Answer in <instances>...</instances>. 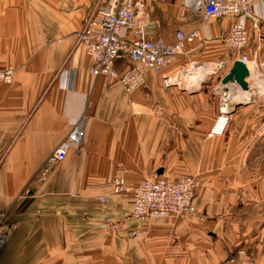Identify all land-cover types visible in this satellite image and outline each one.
<instances>
[{
  "label": "crops",
  "instance_id": "0c3cea01",
  "mask_svg": "<svg viewBox=\"0 0 264 264\" xmlns=\"http://www.w3.org/2000/svg\"><path fill=\"white\" fill-rule=\"evenodd\" d=\"M93 1L0 0V70L15 69L13 84L0 83V214L8 236L0 264H264V97L236 107L227 134L207 139L215 94L164 88L154 72L134 92L94 77L79 42ZM143 2L154 39L198 32L170 72L230 53L217 87L242 55L264 59V0L251 18L238 19L249 44L231 52L225 38L236 19L205 20L183 0ZM78 125L81 145L34 184ZM152 174L194 177L198 214L126 220L119 232L105 231L103 218L128 216L132 201L113 195L102 206L97 196L117 177L134 187Z\"/></svg>",
  "mask_w": 264,
  "mask_h": 264
},
{
  "label": "built area",
  "instance_id": "2783aa9c",
  "mask_svg": "<svg viewBox=\"0 0 264 264\" xmlns=\"http://www.w3.org/2000/svg\"><path fill=\"white\" fill-rule=\"evenodd\" d=\"M257 2L258 0H183V6L205 20L236 19L225 40L228 48L235 51L246 49L249 42L247 28L238 19L251 18ZM149 20L143 0H94L79 35L80 44L85 47L94 62L92 75L97 78L116 79L128 92H134L144 85L145 75L151 71L163 75L164 88H186L187 85L181 75L188 70L191 72L190 69L181 67L176 73L167 75L164 73L179 56L184 54L186 44L198 39V32L178 31L174 41L167 43L156 40L149 34ZM238 60L249 70L246 79L248 93L245 99L235 102L226 99L224 95V87L230 84L223 86L221 84L216 88L219 97L218 114L207 133V139L224 137L227 134L231 115L239 103L252 104L256 99L264 97V91L259 90L264 87V59L261 63L258 62L259 54L255 52L252 59L242 55ZM123 62L126 65L120 70L119 64ZM14 80L15 69L0 70V83L11 85ZM191 87H194L189 89L191 91L196 89L195 85ZM83 140L84 131L81 125L73 127L67 138L48 158L40 179L46 180L48 172L63 163L70 151L78 148ZM197 187V182L191 177L173 180L152 175L134 187H130L124 178L117 177L113 181L111 192L131 197L132 211L127 219L147 222L155 218L195 214L194 200ZM99 201L106 205L110 198L101 195ZM121 221H108L103 227L117 231ZM1 225L2 215H0V251L7 242V234L1 230ZM133 235L139 238L137 233Z\"/></svg>",
  "mask_w": 264,
  "mask_h": 264
},
{
  "label": "rangeland",
  "instance_id": "374dc122",
  "mask_svg": "<svg viewBox=\"0 0 264 264\" xmlns=\"http://www.w3.org/2000/svg\"><path fill=\"white\" fill-rule=\"evenodd\" d=\"M86 17V16H85ZM85 20V19H84ZM83 25H84V22H83ZM82 29H83V27H82ZM248 31V30H247ZM248 34H249V32H248ZM227 37V36H226ZM225 40H226V38H225ZM226 42V41H225ZM248 44H249V42H248ZM82 45V44H81ZM227 45V44H226ZM248 46V45H247ZM247 48V47H246ZM231 51H234V50H230L229 49V52H231ZM231 59V56H230V53H228L227 55L226 54H224L222 57H220V58H218V61H220V62H216V63H214V64H207V63H203V62H199V61H195L196 63H194L195 65H192V63H186V62H183V63H180V67H178L176 70H174V71H169V69H168V71H166L164 74L165 75H167L168 73L169 74H172V73H176V72H178L179 71V69L181 68V67H184V68H188V69H190L191 70V72H190V77L194 74V70L196 69V68H200V67H205V66H208V67H206V70L204 71V74L202 73V74H200V72L199 73H197L196 74V78L198 79L199 77H201L202 78V80H203V82L202 83H199L200 85L199 86H195V88L197 89V88H201V90H196V91H202V90H204L205 92H208V93H213V94H215L217 97H218V93H217V87H219V85L217 86V87H215L216 86V81L218 80V79H220L221 78V75H222V73H226V71L228 70L227 68H228V62H229V60ZM237 61V60H236ZM235 62V61H234ZM220 65L222 66V67H220ZM233 65H234V63H233ZM207 68H208V70H207ZM151 72V71H150ZM189 72H188V74H189ZM184 73H182V75H183ZM181 75V76H182ZM201 75H203V76H201ZM161 76H163V75H161ZM100 78V77H99ZM196 79V80H197ZM184 80H186V79H184ZM118 81V80H117ZM119 82V81H118ZM185 82V81H184ZM120 83V82H119ZM191 83V82H190ZM185 84H186V82H185ZM222 84V83H221ZM187 85V84H186ZM144 86V85H143ZM142 86V87H143ZM189 85H187V87L186 88H183V89H180L181 91H183V90H185V91H187V92H194V91H189V89H192V88H194V87H188ZM194 86V85H193ZM222 86H223V84H222ZM215 87V88H214ZM225 87H228V88H230V90H229V92H227V94L225 93V90H224V93H225V98L226 97H228V98H231V99H233L234 97V95H235V93H239V92H246L245 90H243L239 85H237V84H230V85H228V86H225ZM173 88V87H172ZM241 88V89H240ZM125 89V88H124ZM126 90V89H125ZM127 91V90H126ZM128 92V91H127ZM244 93H242V94H244ZM219 98V97H218ZM227 98V99H228ZM236 98H238V99H241V98H243V95H237L236 96ZM55 152V151H54ZM53 152V153H54ZM52 153V154H53ZM51 154V155H52ZM50 155V156H51ZM49 156V157H50ZM48 160V159H47ZM46 164H47V161H46V163L43 165V167L40 169V171H39V173H38V175H37V177H36V181L34 180V184H36V183H39V182H41V183H44V182H46L47 180H48V176H49V174H50V172L54 169V168H52L49 172H48V174H47V179L46 180H44V181H42L41 179H40V174H41V172L44 170V168H45V166H46ZM152 175H159V176H163V175H161V174H152ZM152 175H150V176H152ZM150 176H148V177H150ZM148 177H146V178H148ZM163 177H165V176H163ZM186 177H191V176H186ZM185 177V178H186ZM145 178V179H146ZM165 178H167V177H165ZM191 178H194V177H191ZM169 179V178H168ZM195 179V178H194ZM195 181L197 182V180L195 179ZM197 184H198V187H199V183L197 182ZM131 187V186H130ZM198 187H197V191H198ZM112 191V190H111ZM111 191H109L108 193H104V194H102V195H107L109 198H110V201H111V197L113 196V195H116V194H112V192ZM197 191H196V196H197ZM30 193H31V191L30 190H28L27 189V191H26V195H30ZM24 194H22V196H23ZM101 195H99V196H97V198H96V200L102 205V206H105V205H103L100 201H99V197H100ZM117 196H122V195H117ZM196 196H195V200H196ZM122 197H125V196H122ZM125 198H130L131 199V197H125ZM195 200H194V206H195V208H196V213L195 214H192V215H187V216H178V217H181V218H184V217H192V216H196L197 214H198V209H197V207H196V205H195ZM109 201V202H110ZM131 201H132V199H131ZM107 205V204H106ZM0 215H2V214H0ZM130 215V214H129ZM128 215V216H129ZM128 216H124V217H122V218H120V219H113V218H111V217H104L103 218V220H102V223H101V225H102V228L105 230V231H107V232H109V233H117V232H119L120 231V229H121V225H122V223L124 222V221H126V220H134V219H127V217ZM3 217V216H2ZM177 217V218H178ZM169 218H172V217H169ZM155 219H158V218H155ZM122 220V221H121ZM108 221H115V222H117V221H121V223H120V228L117 230V231H112V230H107L106 228H104L103 226H105V223L106 222H108ZM4 223L2 222V225H1V230H3L4 232H6V234H7V231H6V229L4 228V225H3ZM134 233H137L138 235H139V233L138 232H133L132 233V237L134 238V239H139L140 238V235H139V238H136V237H134ZM7 238H8V236H7ZM1 252V251H0ZM231 262H235V260L234 259H232L231 260Z\"/></svg>",
  "mask_w": 264,
  "mask_h": 264
},
{
  "label": "water",
  "instance_id": "95a60500",
  "mask_svg": "<svg viewBox=\"0 0 264 264\" xmlns=\"http://www.w3.org/2000/svg\"><path fill=\"white\" fill-rule=\"evenodd\" d=\"M249 76V70L246 67V65L241 62L240 60H237L234 62L233 67L229 71V73L222 79L221 83L223 85H228V84H237L239 85L243 90H248V83L246 79ZM185 91V90H183ZM194 92H199V91H194ZM192 93V92H191ZM242 105L239 103L236 107H239Z\"/></svg>",
  "mask_w": 264,
  "mask_h": 264
},
{
  "label": "bare ground",
  "instance_id": "6f19581e",
  "mask_svg": "<svg viewBox=\"0 0 264 264\" xmlns=\"http://www.w3.org/2000/svg\"><path fill=\"white\" fill-rule=\"evenodd\" d=\"M206 67H208V66H205V67H200V68H196L195 70H194V74L190 77L189 75H190V72L189 71H187V73H184L182 76H181V78L184 80V79H186V80H184L185 82H186V84L187 85H189L188 87H191V86H193V85H195V86H199L200 84L199 83H201V82H203V80H202V78L201 77H199L198 79L196 78V74L197 73H199L200 72V74H204V71L206 70ZM252 67V66H251ZM253 68V67H252ZM207 70H208V68H207ZM188 72H189V74H188ZM201 76H203V75H201ZM197 79V80H196ZM191 82V83H190ZM225 88V93L227 94V92H229V90H230V88H228V87H224ZM241 89V88H240ZM260 90V92H263L264 91V87L263 88H260L259 89ZM242 93H244V92H242ZM241 92H239L238 94L237 93H235V95L233 96L234 98L233 99H231V98H228V97H226V99L228 98V100H234L235 102H238V101H241L240 99H238V98H236V96L237 95H243V98H241L242 100L243 99H245V97H246V94L248 93V92H245L244 94H242ZM225 95V94H224Z\"/></svg>",
  "mask_w": 264,
  "mask_h": 264
}]
</instances>
